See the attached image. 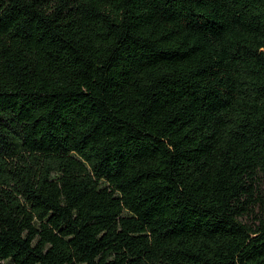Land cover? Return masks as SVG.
<instances>
[{"label":"trees","instance_id":"1","mask_svg":"<svg viewBox=\"0 0 264 264\" xmlns=\"http://www.w3.org/2000/svg\"><path fill=\"white\" fill-rule=\"evenodd\" d=\"M0 264H264V0H0Z\"/></svg>","mask_w":264,"mask_h":264},{"label":"rangeland","instance_id":"2","mask_svg":"<svg viewBox=\"0 0 264 264\" xmlns=\"http://www.w3.org/2000/svg\"><path fill=\"white\" fill-rule=\"evenodd\" d=\"M250 221V220H249Z\"/></svg>","mask_w":264,"mask_h":264}]
</instances>
